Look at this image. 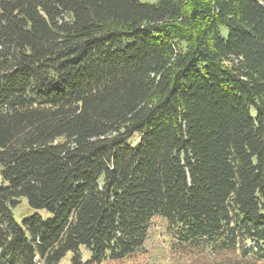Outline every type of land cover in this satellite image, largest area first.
<instances>
[{
	"label": "trees",
	"instance_id": "16d2710c",
	"mask_svg": "<svg viewBox=\"0 0 264 264\" xmlns=\"http://www.w3.org/2000/svg\"><path fill=\"white\" fill-rule=\"evenodd\" d=\"M0 174V264H264V0H0Z\"/></svg>",
	"mask_w": 264,
	"mask_h": 264
},
{
	"label": "rangeland",
	"instance_id": "374dc122",
	"mask_svg": "<svg viewBox=\"0 0 264 264\" xmlns=\"http://www.w3.org/2000/svg\"><path fill=\"white\" fill-rule=\"evenodd\" d=\"M222 31H223V34L226 35V29L222 28ZM1 183H2V179H1V174H0V184ZM22 201L25 204L24 199H22ZM19 210H20V207H16L13 209V214L16 219H20L21 215H19ZM31 212H33V210L26 206L24 210V215H28ZM41 212L44 213L45 211H41ZM86 255L87 254L83 252V260H86L87 258ZM158 256L161 259L159 264H207V260L211 259L212 254H209V256L207 255L205 256V254H198L194 252L193 250L192 251L183 250V251H176V254L173 255L171 248L167 246L166 250L161 249L158 252ZM205 257L207 259H205ZM231 257L232 258H230V260L235 258L233 255H231ZM70 258H71V253H67L60 260L58 264H69ZM148 258H149L148 255L137 254L134 257H128V258L118 260V261H115V260L107 261V262H104L103 264H147Z\"/></svg>",
	"mask_w": 264,
	"mask_h": 264
}]
</instances>
